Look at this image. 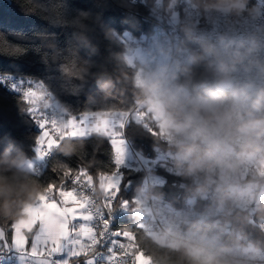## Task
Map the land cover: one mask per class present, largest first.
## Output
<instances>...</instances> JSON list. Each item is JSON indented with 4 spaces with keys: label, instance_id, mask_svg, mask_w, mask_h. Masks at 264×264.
<instances>
[{
    "label": "clouds",
    "instance_id": "9594fccd",
    "mask_svg": "<svg viewBox=\"0 0 264 264\" xmlns=\"http://www.w3.org/2000/svg\"><path fill=\"white\" fill-rule=\"evenodd\" d=\"M144 4L151 30L120 55L124 65H136L129 106L142 113L135 122L149 126L184 200L201 208L199 218L183 222L181 246L165 245V255L171 264H264V229L257 232L254 224L264 221V0ZM7 140L0 152V216L14 218L16 233L31 185L26 154ZM165 196L160 186L141 181L124 206L142 229ZM38 227V239L58 236L40 221L21 231L29 236ZM130 234L135 254L159 264L156 241L142 230ZM189 248L198 252L189 255Z\"/></svg>",
    "mask_w": 264,
    "mask_h": 264
},
{
    "label": "trees",
    "instance_id": "16d2710c",
    "mask_svg": "<svg viewBox=\"0 0 264 264\" xmlns=\"http://www.w3.org/2000/svg\"><path fill=\"white\" fill-rule=\"evenodd\" d=\"M144 15H150L149 9L144 2L135 0H0V74L40 81L68 114L79 119L89 114L126 115L132 109L129 77L136 73V65H124L120 55L133 44L142 42L134 37L151 30ZM27 108L21 92L10 90L0 82V152L7 138H11L27 156L26 178L31 187L23 211L54 185L73 187L71 180L79 173L93 180L98 190L103 175H118L117 203L132 200L134 189L143 181L144 174L136 163L121 160L111 136L106 133L95 132L88 137L62 141L44 171L35 174L29 162L43 146L40 143L42 131ZM137 119L129 118L126 135L136 152L148 159L156 151L153 137L147 131L149 126L139 127ZM156 173L160 176V183L156 185L166 194L164 201L172 207L188 210V219L199 218L200 206L196 201L184 200L183 186L177 178L163 168H158ZM23 211L18 213L17 221ZM13 219L0 216V228L9 243L14 234ZM114 229L118 230V239L124 242V232L142 230L146 234L127 209ZM260 230L255 224V231ZM226 231L229 236L237 235L234 229ZM33 234L28 236V243ZM153 240L160 246L152 253L159 264H171L165 255L166 244ZM132 243L135 256L134 250L138 251L139 247L137 242L132 240ZM93 253L89 251L73 261H82ZM188 254L193 255L189 250ZM172 258L177 259L175 254Z\"/></svg>",
    "mask_w": 264,
    "mask_h": 264
},
{
    "label": "built area",
    "instance_id": "2783aa9c",
    "mask_svg": "<svg viewBox=\"0 0 264 264\" xmlns=\"http://www.w3.org/2000/svg\"><path fill=\"white\" fill-rule=\"evenodd\" d=\"M135 1L144 2V0ZM149 16L150 15H144L147 20ZM214 30L215 29H213V31ZM21 79L33 83L35 87L40 89L37 96L42 98L43 103L40 104L35 101V104L41 106H39L38 109L44 110L47 119L41 121L39 127L42 128L46 123H50L51 129L55 131L56 136L60 137V140L57 141L55 137L49 135L48 129L44 130L46 135L49 136V146L43 145L39 148L37 154L33 157L32 161L29 162V167L35 174L40 175L44 171L48 159L62 141L71 137H88L95 132L106 133L111 136V134L107 132L108 128L118 126L122 130V139L133 156L137 167L141 169L144 174V186L147 187L149 184L156 185L160 183V176L156 173V170L158 168L165 169V156L155 151V154L148 159L141 157L126 135V125L129 118H139L142 116V113L135 112L131 109L125 117L122 118V122L119 124L106 122L84 123L69 117L67 110L40 81L21 78L16 75L0 74V82H2L6 88L23 94L20 89H17V83L18 86L19 83H23ZM46 96L47 99H45ZM73 178L71 180L73 185L72 188L79 197H81L84 202L85 212L93 222V238L87 252L94 251V253L92 255V261L88 264H135V256L132 253L134 246H129L126 242L119 240L118 230L114 229V225L118 218L125 213L127 209L124 203H117L118 195L115 190L119 189L120 177L110 174L103 175L101 178L100 190L97 189L96 184L90 178L84 177L79 183L74 182ZM189 202L195 203V200H189ZM154 207L156 208V213L151 219L145 221L143 226L144 231L155 239L156 237L162 238V242L161 240L160 242L163 244H171L173 247H180L181 241L179 239V234L183 232V222L188 220V210L172 207L165 201L154 205ZM249 210L250 212L252 211L251 209ZM254 224L258 225L260 229H264V221H254ZM188 250L192 254L198 252L196 248H189ZM0 264L44 263L36 260L31 255H26L17 251H4L0 252ZM73 264L81 263L74 262Z\"/></svg>",
    "mask_w": 264,
    "mask_h": 264
},
{
    "label": "crops",
    "instance_id": "0c3cea01",
    "mask_svg": "<svg viewBox=\"0 0 264 264\" xmlns=\"http://www.w3.org/2000/svg\"><path fill=\"white\" fill-rule=\"evenodd\" d=\"M122 119V118H121ZM120 122L116 123L119 124ZM109 132V131H107ZM65 189H73L65 188ZM57 191H59L57 189ZM53 188H50L45 193H43L38 201L34 204H29L24 208L23 216L17 221L15 228L16 233L13 234V238L9 243L6 240L4 231L0 228V252L4 251H17L24 253L26 255H31L30 249L34 244L39 243L38 237H42V230L38 227L32 236V240L28 243V251L18 250L14 239L17 238V235L22 237V229L32 230L33 224L37 221H40L42 225L46 226L48 229L55 230L57 235L66 233V223L69 235L62 241L61 250L59 253L52 256L44 257H34L36 260L43 262L44 264H73L76 261H73L74 258L79 257L87 253L89 245L93 238V222L91 218L85 212L84 202L81 204L82 209L77 213L75 218L70 217L68 221H65V211L64 209L58 207L56 202L52 199ZM77 194V193H76ZM78 195V194H77ZM79 196V195H78ZM75 199V197H73ZM82 200V199H81ZM68 211H71L69 209ZM84 217H88L85 219ZM83 229L90 230L87 234ZM136 255V254H135ZM92 261V256L85 258L82 261H79L81 264H88ZM136 261V257H135Z\"/></svg>",
    "mask_w": 264,
    "mask_h": 264
},
{
    "label": "snow or ice",
    "instance_id": "6c2138e0",
    "mask_svg": "<svg viewBox=\"0 0 264 264\" xmlns=\"http://www.w3.org/2000/svg\"><path fill=\"white\" fill-rule=\"evenodd\" d=\"M31 88L27 92L24 91L23 98L27 101L29 107L27 108L29 110V114L32 116V118L37 122V124L40 126V122L47 119L45 112L39 109H35L31 107L32 103L30 99H28V96L32 95ZM47 99V96L46 98ZM43 113V114H41ZM77 120L79 118L76 117ZM45 129L49 130V135L55 137L57 141L60 140L59 136H56L55 131L51 129V124L46 123L44 127L41 128V131L43 132ZM70 174V173H69ZM89 175V174H88ZM74 182L79 183V181L84 179V176L80 173L77 174L74 178ZM57 189L59 191H57ZM116 194L118 195L119 190L116 189ZM75 197V199L73 198ZM52 199L56 202V205L65 211V221L67 222L70 217L75 218L77 213H79L82 209L81 204L83 201L81 200V197H79L74 189H65L62 187H59L58 185L53 186V192H52ZM71 209V211H68ZM87 219L88 217H84ZM85 234H87L90 230L83 229ZM69 235L67 223H66V233H62L58 235L57 237L48 238L43 237L39 239L38 244H34L31 249L30 253L32 256L35 257H44V256H52L54 254H57L61 250V243L62 241ZM124 237L126 238V233H123ZM15 245L18 250H24L28 251V236H25L23 234L22 237L17 235Z\"/></svg>",
    "mask_w": 264,
    "mask_h": 264
},
{
    "label": "rangeland",
    "instance_id": "374dc122",
    "mask_svg": "<svg viewBox=\"0 0 264 264\" xmlns=\"http://www.w3.org/2000/svg\"><path fill=\"white\" fill-rule=\"evenodd\" d=\"M21 80L23 81V83H19V86H18V83H17V89L18 90L20 89L23 92V94H24V91L27 92L29 90V88H31V91H32L33 94L28 96V99L32 100L31 101V103H32L31 107H34L35 109H38L40 105L35 104V101H36V103H40V104L43 103L42 102V98L41 97L39 98L37 96L38 92L40 91V89H38V87H35L33 85V83H31V82H27V81H25L23 79H21ZM28 107H29V105H28ZM39 110H42V109H39ZM42 111H44V110H42ZM28 112H29V110H28ZM41 114H43V113H41ZM69 117H71L72 119H76V117H73L70 114H69ZM123 117H125V115L121 114V113H114L112 115H109V114L90 115L89 114V115L83 116L79 120L84 122V123L106 122V123L114 124V123L122 122L121 118H123ZM108 131H109V134H111V136H112L111 138H112V141L115 144V147H116L117 151L120 153L121 160L124 163H127V164L135 163V161L133 159V156L131 155L129 149L127 148L126 144L124 143V141L122 139V135H121L122 134L121 133L122 130H121V128H119L118 126L117 127L116 126H112V127L108 128ZM40 138H41L40 139V143H42V145H46V146L48 145L49 146V136L46 135V132L43 131L41 133V135H40ZM122 236L124 237V235H122ZM156 240H158V241L161 240V242H162V238H160V237H156ZM125 242L129 246H133L132 236L129 233H126V241ZM135 257H136V261L137 260L140 261V264H149V258L147 256H145L142 252H140L139 255H135ZM135 257H134V259H135Z\"/></svg>",
    "mask_w": 264,
    "mask_h": 264
}]
</instances>
